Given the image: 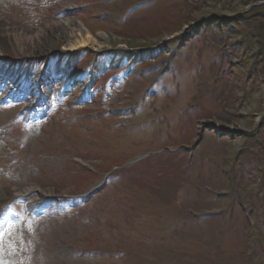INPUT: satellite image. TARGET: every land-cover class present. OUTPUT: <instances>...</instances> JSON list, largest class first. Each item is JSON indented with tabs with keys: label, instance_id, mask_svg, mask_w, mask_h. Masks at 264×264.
Returning a JSON list of instances; mask_svg holds the SVG:
<instances>
[{
	"label": "rangeland",
	"instance_id": "rangeland-1",
	"mask_svg": "<svg viewBox=\"0 0 264 264\" xmlns=\"http://www.w3.org/2000/svg\"><path fill=\"white\" fill-rule=\"evenodd\" d=\"M244 1L0 0V264H264V0Z\"/></svg>",
	"mask_w": 264,
	"mask_h": 264
},
{
	"label": "bare ground",
	"instance_id": "bare-ground-1",
	"mask_svg": "<svg viewBox=\"0 0 264 264\" xmlns=\"http://www.w3.org/2000/svg\"><path fill=\"white\" fill-rule=\"evenodd\" d=\"M62 25H66L68 27H71L72 28V34L77 38L74 42H72L70 44V47H69V51L74 53L73 55H75V53L81 49V47H84L86 45H88L89 42H91V38H90V32L89 30L78 20L76 19H66L65 22H62L61 23ZM12 36H15L16 38L18 37V34H12ZM35 37H29V41H32V42H29V45H27V43H21V42H17L16 43V47L18 49H26V48H29L30 50H33V48L37 47V43L34 42L32 39H34ZM41 36L39 35L38 36V41L40 40ZM20 50V51H21ZM66 50V48H65ZM23 52V51H21ZM77 56V55H76ZM33 191V189L31 188H27L25 189L24 191L22 192H19L21 194H29Z\"/></svg>",
	"mask_w": 264,
	"mask_h": 264
},
{
	"label": "trees",
	"instance_id": "trees-1",
	"mask_svg": "<svg viewBox=\"0 0 264 264\" xmlns=\"http://www.w3.org/2000/svg\"><path fill=\"white\" fill-rule=\"evenodd\" d=\"M252 1H255V0H245L244 1V3L243 4H246L245 5V7L244 8H247L249 5H251V4H254V3H257V1L256 2H252ZM242 4V5H243ZM258 7H260V6H258ZM245 17H246V15H239L237 18L239 19V20H241L240 22H242V23H244L245 21ZM197 19V17H190V18H186L185 19V21L182 23L183 24V26L184 25H189L190 23H192V22H194L195 20ZM182 25H180L179 26V28L181 27ZM178 30V29H177ZM138 56L139 55H137L136 57L138 58ZM135 57V58H136ZM141 57H142V55H141ZM158 58V57H157ZM264 58V57H263ZM134 61V60H133ZM138 61H139V59H138ZM264 61V60H263ZM137 61H135V63H136ZM264 62H261L259 65H260V67L261 66H263L264 64H263ZM257 67H259L258 65H257ZM262 68V67H261ZM131 71H129V73H130ZM179 152H180V150H177V151H174V152H170V154L173 156V157H178L177 155L179 154ZM158 156H160V155H158ZM145 160H148V158H146ZM144 161V160H143Z\"/></svg>",
	"mask_w": 264,
	"mask_h": 264
},
{
	"label": "water",
	"instance_id": "water-1",
	"mask_svg": "<svg viewBox=\"0 0 264 264\" xmlns=\"http://www.w3.org/2000/svg\"><path fill=\"white\" fill-rule=\"evenodd\" d=\"M202 131H203V129H202ZM200 140H201V136H200V139L197 141V143L194 145V147H196L198 144H199V142H200ZM96 189H94L93 191H95ZM98 190V189H97ZM96 190V191H97Z\"/></svg>",
	"mask_w": 264,
	"mask_h": 264
}]
</instances>
